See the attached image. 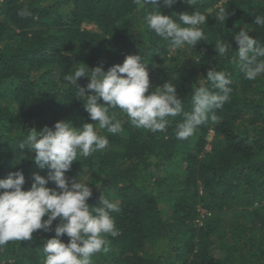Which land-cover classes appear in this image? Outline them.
<instances>
[{
	"label": "trees",
	"instance_id": "trees-1",
	"mask_svg": "<svg viewBox=\"0 0 264 264\" xmlns=\"http://www.w3.org/2000/svg\"><path fill=\"white\" fill-rule=\"evenodd\" d=\"M217 5L227 8L225 22L214 16ZM25 6L32 16L22 18L18 12ZM145 7L133 0H0V179L22 171L29 190L34 174L47 177L35 153L18 150L29 129L54 128L58 121L77 128L95 123L64 80L80 63L89 69L103 64L107 71L140 54L149 63L150 90L171 80L185 111L193 85L216 67L233 81L230 101L217 110L218 123L180 141L174 129L181 116L166 132L153 134L117 111L124 134L101 130L109 148L78 157L65 175L89 183L91 207H102L103 194L121 208L112 214L120 235L107 237L109 250L92 264H264V76L246 80L214 46L228 41L238 50L234 37L246 25L264 44V28L254 17L264 14V0H178L172 7L159 0ZM155 8L168 16L207 13V41L170 53L168 42L144 21ZM89 82L77 81L82 87ZM202 210L207 213L200 225ZM53 237L54 231L38 230L31 240L10 241L0 249V264H43L42 248ZM60 239L70 240L66 234Z\"/></svg>",
	"mask_w": 264,
	"mask_h": 264
},
{
	"label": "clouds",
	"instance_id": "clouds-1",
	"mask_svg": "<svg viewBox=\"0 0 264 264\" xmlns=\"http://www.w3.org/2000/svg\"><path fill=\"white\" fill-rule=\"evenodd\" d=\"M133 2L140 8L159 4V0ZM177 2L163 0L168 7ZM188 2L195 5L196 0ZM226 9L217 5L214 16L219 22L227 20ZM18 15L27 18L32 12L25 6ZM254 17L255 23L264 28V14ZM207 19L208 14L201 11L168 16L159 8L144 17L147 28L168 42L170 53L186 46L196 48L199 41H207L202 27ZM234 38L238 50L228 41H217L214 46L218 56L230 57L231 65L246 80L256 81L264 76V44L249 35L247 25ZM148 65L140 54L127 55L123 64L113 65L107 71L103 64L89 69L80 63L64 76L67 84L76 89V97L83 99L85 110L95 123H83L77 128L70 121H58L54 128L29 129L19 141L18 150L22 152L27 148L35 153L33 159L39 168L48 170L47 177L34 174L29 190H24L26 178L22 171L0 179V249L10 241L31 240L34 233L43 230L55 232V237L47 239L42 248L43 264H92L96 254L109 250L107 237L120 235L112 215L121 211L119 202L102 194V207H91L88 201L93 192L89 183L80 179L70 181L65 174L74 161L80 160L78 157L87 158L109 148L110 140L101 130L113 136L124 134V121L117 118V111L135 128L153 134L166 132L173 119L181 116L182 120L174 129L180 141L193 137L198 128L209 122L218 123L217 110L230 101L233 92L228 72L210 68L207 76L199 80V86L193 85L191 108L185 111L183 99L171 80L150 90ZM81 77L89 78L86 87L77 83ZM49 181H54L56 187H48ZM54 221L59 223L53 229ZM65 234L70 238L68 243L60 239Z\"/></svg>",
	"mask_w": 264,
	"mask_h": 264
},
{
	"label": "rangeland",
	"instance_id": "rangeland-1",
	"mask_svg": "<svg viewBox=\"0 0 264 264\" xmlns=\"http://www.w3.org/2000/svg\"><path fill=\"white\" fill-rule=\"evenodd\" d=\"M94 25H91L90 27H93ZM214 138V131L211 130L210 131V139H213ZM211 144L207 145V148H210ZM207 211L206 210H202V213L200 215V217L198 219H196V221L199 222V224L201 225L202 224V219L203 217L206 215Z\"/></svg>",
	"mask_w": 264,
	"mask_h": 264
}]
</instances>
